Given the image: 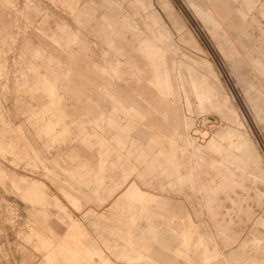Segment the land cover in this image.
<instances>
[{"label": "rangeland", "instance_id": "obj_1", "mask_svg": "<svg viewBox=\"0 0 264 264\" xmlns=\"http://www.w3.org/2000/svg\"><path fill=\"white\" fill-rule=\"evenodd\" d=\"M253 7L0 0V264H264Z\"/></svg>", "mask_w": 264, "mask_h": 264}, {"label": "crops", "instance_id": "obj_2", "mask_svg": "<svg viewBox=\"0 0 264 264\" xmlns=\"http://www.w3.org/2000/svg\"><path fill=\"white\" fill-rule=\"evenodd\" d=\"M247 2L251 7L254 6L253 8H257L259 10H260V6H261V10L262 7H264V0H247Z\"/></svg>", "mask_w": 264, "mask_h": 264}, {"label": "bare ground", "instance_id": "obj_3", "mask_svg": "<svg viewBox=\"0 0 264 264\" xmlns=\"http://www.w3.org/2000/svg\"><path fill=\"white\" fill-rule=\"evenodd\" d=\"M218 108H219V110H225V109H223L221 106H218ZM226 111V110H225ZM226 112H228V111H226ZM144 194H142V196H143ZM140 197H141V195H140ZM151 197H153V196H151ZM143 199V198H142Z\"/></svg>", "mask_w": 264, "mask_h": 264}]
</instances>
